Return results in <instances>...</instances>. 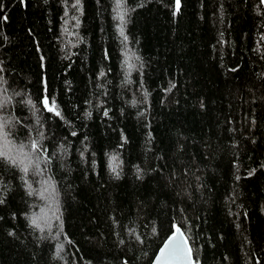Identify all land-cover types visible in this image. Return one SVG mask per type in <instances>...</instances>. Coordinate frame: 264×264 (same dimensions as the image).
<instances>
[{"label": "trees", "instance_id": "obj_1", "mask_svg": "<svg viewBox=\"0 0 264 264\" xmlns=\"http://www.w3.org/2000/svg\"><path fill=\"white\" fill-rule=\"evenodd\" d=\"M0 102V264H264L261 0H0Z\"/></svg>", "mask_w": 264, "mask_h": 264}, {"label": "snow or ice", "instance_id": "obj_2", "mask_svg": "<svg viewBox=\"0 0 264 264\" xmlns=\"http://www.w3.org/2000/svg\"><path fill=\"white\" fill-rule=\"evenodd\" d=\"M262 3H264V0H261ZM123 4V0H117L118 7H121ZM179 5L180 0H176V10L179 11ZM127 9H124L123 11H120L118 13L117 18L121 22L120 32L121 35H123V25L126 22L125 16L127 15ZM126 39V37H125ZM44 107L49 112H54L56 116H60V112L56 110V105L54 102H52L51 106L49 105V101L47 98L43 101ZM3 131V126L0 125V132ZM32 148H37V143L34 141L32 143ZM7 147V144L5 143L3 146H0V155H5L4 148ZM116 158L113 157V160ZM25 172L28 171V168L25 167L23 169ZM112 170L116 171V165H112ZM3 201L0 200V203ZM32 224L36 227H39V224L37 222V219L32 220ZM176 233L178 235L170 236L169 239L165 242L164 246L160 249V254L156 258L155 264H184V262H187V264H192L191 261V255H192V249L188 247L187 241L183 238V234L180 233V229L176 228Z\"/></svg>", "mask_w": 264, "mask_h": 264}, {"label": "rangeland", "instance_id": "obj_3", "mask_svg": "<svg viewBox=\"0 0 264 264\" xmlns=\"http://www.w3.org/2000/svg\"><path fill=\"white\" fill-rule=\"evenodd\" d=\"M1 103L2 102H0V104ZM0 125H2V123H0ZM5 143L7 144V147L4 148V151H5L6 154L2 155V156L8 157V158H11V157L16 158L19 154L23 153V149H22L21 146H17L14 143H8V140H7V137H6V132H5L4 128H3V131L0 132V146H3ZM30 162H32V161H30V159H26L25 161L19 162V163L24 168V167L30 166L31 165ZM45 209H46V207H45ZM46 213H47V210L45 212H43L41 215H38L36 217L37 221H39V220L48 221L47 219H45V218H47L45 216Z\"/></svg>", "mask_w": 264, "mask_h": 264}, {"label": "water", "instance_id": "obj_4", "mask_svg": "<svg viewBox=\"0 0 264 264\" xmlns=\"http://www.w3.org/2000/svg\"><path fill=\"white\" fill-rule=\"evenodd\" d=\"M263 4H264V3H263ZM176 228H179V227H176ZM176 228L173 230V232H172V233H171V234H170L165 240H163L164 242H163V243L161 244V246L159 247L157 253L155 254V256H154V258H153V260H152V262H151V264H155V262H156V258H157V256L160 254V249L164 246L165 242L169 239V237H170V236H173V235H178V234L176 233ZM179 229H180V228H179ZM180 233L183 234V238L186 240L187 238H186V236L184 235V233L182 232L181 229H180ZM186 241H187V245H188V247L190 248V245H189L188 240H186ZM191 261H192V264H195L192 255H191ZM184 264H187V262H184Z\"/></svg>", "mask_w": 264, "mask_h": 264}]
</instances>
